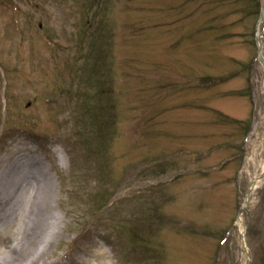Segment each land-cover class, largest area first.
I'll use <instances>...</instances> for the list:
<instances>
[{
	"label": "rangeland",
	"instance_id": "obj_1",
	"mask_svg": "<svg viewBox=\"0 0 264 264\" xmlns=\"http://www.w3.org/2000/svg\"><path fill=\"white\" fill-rule=\"evenodd\" d=\"M262 2L0 0V170L41 158L69 237L44 264L92 242L111 264H264V178L238 221L264 172Z\"/></svg>",
	"mask_w": 264,
	"mask_h": 264
},
{
	"label": "bare ground",
	"instance_id": "obj_2",
	"mask_svg": "<svg viewBox=\"0 0 264 264\" xmlns=\"http://www.w3.org/2000/svg\"><path fill=\"white\" fill-rule=\"evenodd\" d=\"M44 163L41 158L22 152L0 170L1 197L6 199V195L11 194L6 199V203L11 202V209L0 218V227L12 225L14 234L8 248L0 252L1 264H44L50 251L66 236L59 226L62 216L48 205L52 177ZM20 200L25 204L22 210H19L22 207ZM14 216L18 217L15 225L13 220L10 223ZM241 217L238 219L240 224ZM96 244L92 242L73 248L69 261L74 264H111L108 250ZM93 245L95 247H91Z\"/></svg>",
	"mask_w": 264,
	"mask_h": 264
},
{
	"label": "trees",
	"instance_id": "obj_3",
	"mask_svg": "<svg viewBox=\"0 0 264 264\" xmlns=\"http://www.w3.org/2000/svg\"><path fill=\"white\" fill-rule=\"evenodd\" d=\"M258 1V5H259V8H260V0H257ZM102 32H100V33H97V36L95 37V39H94V41L92 42V44H93V49H97L96 48V43L98 42V41H100V39H101V36H102ZM97 64H98V62H95L93 65H92V69H91V71H90V77H89V79L90 80H92V79H94L96 76H97V73H98V71H97ZM100 79V76H98V78H97V80H99ZM202 79V78H201ZM204 80H212V78L210 77V78H208V79H204ZM93 125H95V126H99V127H102V122L100 121V120H93Z\"/></svg>",
	"mask_w": 264,
	"mask_h": 264
},
{
	"label": "water",
	"instance_id": "obj_4",
	"mask_svg": "<svg viewBox=\"0 0 264 264\" xmlns=\"http://www.w3.org/2000/svg\"><path fill=\"white\" fill-rule=\"evenodd\" d=\"M263 14H264V1H263V5H262V11H261V16H260V18H262L263 17ZM256 36H257V38H258V41H259V43H260V52H259V54H260V59H261V61L264 63V57H263V55L261 54V47H262V44H261V36H260V34H256ZM264 177V173L262 174V175H260L259 177H257V178H255L254 180H253V185L254 184H256V181L257 180H259V179H261V178H263ZM251 191H252V186L249 188V192H248V197L250 196V193H251ZM249 199V198H248ZM244 209H245V207H243L242 209H241V213L244 211Z\"/></svg>",
	"mask_w": 264,
	"mask_h": 264
}]
</instances>
